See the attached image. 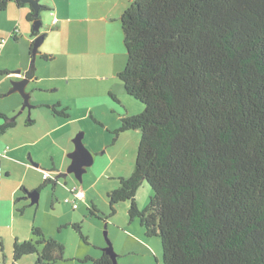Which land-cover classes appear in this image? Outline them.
Returning a JSON list of instances; mask_svg holds the SVG:
<instances>
[{
    "label": "trees",
    "instance_id": "obj_1",
    "mask_svg": "<svg viewBox=\"0 0 264 264\" xmlns=\"http://www.w3.org/2000/svg\"><path fill=\"white\" fill-rule=\"evenodd\" d=\"M11 2L33 22L20 0H0V14ZM120 22L118 78L144 110L121 119L119 132L141 138L133 173L107 194L111 215L129 202L145 234L160 238L163 264H264V0H133ZM24 76L36 80L35 67ZM60 107L49 108L69 119ZM0 121V135L15 124L3 113ZM144 182L153 194L140 211ZM31 235L14 242L12 264L63 258L64 246L40 228ZM91 261L112 264L105 253Z\"/></svg>",
    "mask_w": 264,
    "mask_h": 264
},
{
    "label": "rangeland",
    "instance_id": "obj_2",
    "mask_svg": "<svg viewBox=\"0 0 264 264\" xmlns=\"http://www.w3.org/2000/svg\"><path fill=\"white\" fill-rule=\"evenodd\" d=\"M113 1L56 0L57 5L59 4V11L64 12L68 18L75 17L72 14L75 11L85 15L87 12H93L99 8L101 4L105 6L116 5V0ZM119 4L120 0L118 1ZM26 9L29 11L28 7ZM39 16L42 21L40 33L44 34L46 31L48 37L45 38L46 40L39 47L38 52L43 54L51 52V54H55L56 60L46 61L41 60L40 55L36 56L34 63L36 80L30 81L26 87V93L30 94L29 102L32 106L30 114L25 109L23 113L18 115L23 104V98L19 93L0 98V110H4L9 119L15 118L16 122L15 127L0 135L2 145L6 147L14 144L13 142L23 138L21 135L26 136L28 130L31 134L24 138L35 143L47 128L52 129L47 116L51 119L56 117L57 121L65 125L59 128L51 138H55L56 144L61 142V139L64 140L63 138H66V141L69 138L70 149L74 151V140L79 137L85 149L92 156L93 162L84 168L85 172L82 174L81 181L77 180L73 174L59 177V174L57 175L58 170L56 171L53 167L54 164L58 166L62 158L59 149L56 147L58 145L53 146L49 137L37 142V145L32 147L34 157L42 165L36 161L34 163L41 166L42 170L49 172L52 175V180L58 177L60 185L56 187L55 192L53 183L44 185L42 179L36 180V182L34 180L35 187L40 188L37 204L31 206L29 200L27 204H25V200H19L15 203V207L10 202L9 206L5 207V203H1L0 224L4 223V229H0V264L13 263L14 242L23 243L32 239L31 228L33 227L41 228L47 238H51L64 246L63 258L53 264H92L91 259L95 260L104 253L107 241L111 242L113 246L118 257V264H163L160 238L157 236L148 237L145 234L139 217H131L128 214L129 202L118 203L115 208L116 213L111 215L107 198L108 193L118 188L120 179H127L133 173L141 138L139 130L119 132L122 124L121 119L126 116L139 115L144 107L124 92L119 78H110L105 82L103 80L99 84L92 82L93 80L81 82L84 91L87 90L85 94L90 97L88 100V102L90 101V110L85 115L84 109L74 107V100L66 101V104L73 107L72 114H70L72 123L68 122L70 118L66 120L55 116L49 107L47 109L37 107L38 104H43L45 101L49 103L64 100L72 83L68 85L63 77L67 75L70 77L77 73L72 64L74 55L66 58L67 53L70 52L67 37L65 35L64 37H55V34L52 35L55 30L49 31L51 17L47 10L40 12ZM24 23L26 27L29 26L32 30V23L29 24L25 18ZM69 31L70 28H67L65 32ZM0 38V44L3 45L4 43L1 41L5 39L4 37ZM14 45L16 46L15 51L9 56H4L5 58L1 59L0 62L5 61L13 72L17 70L16 61L23 58L27 62L26 69L28 70L31 63L28 56L29 47L22 40ZM17 55L19 56L16 57ZM12 81L19 80L8 79V87H4V95L10 90ZM62 108L60 107L58 110ZM83 116L85 117L83 118ZM29 120L35 124L27 126L26 121ZM56 120L54 124H57ZM0 123L2 124L1 121ZM26 126L28 128H25ZM30 152L26 155L27 160H29ZM70 164L71 160L67 157L66 169L61 171L58 168L60 173L64 172L66 175ZM15 167H17L16 171L19 176L24 177L23 168L19 165ZM2 170L1 167L0 179L4 176ZM14 178L13 176L7 178L5 182L14 181ZM28 181L32 182V174L27 176L26 184L34 186V184L30 185L31 183ZM76 182L81 185L85 193L88 190V193L85 197L86 201L79 204V209L72 210L71 205L64 201L68 198L67 188L77 184ZM64 185L67 187H63ZM33 190L36 189L27 191L31 193ZM152 194L153 192L146 182L139 187L136 193V204L140 211L148 206ZM21 196H25L24 191H21ZM57 197L59 201L56 200ZM93 206L96 209L94 216L90 214V209ZM11 212L15 215L14 223L10 217ZM75 224L80 225V231L87 242H84L80 233L73 228ZM35 261L36 255L30 254L23 256L17 264H35Z\"/></svg>",
    "mask_w": 264,
    "mask_h": 264
},
{
    "label": "crops",
    "instance_id": "obj_3",
    "mask_svg": "<svg viewBox=\"0 0 264 264\" xmlns=\"http://www.w3.org/2000/svg\"><path fill=\"white\" fill-rule=\"evenodd\" d=\"M38 1L41 3L42 6H46L47 9H49L47 10L49 12V16L51 17L49 31L55 30V32L52 33V35L55 34V37L56 36L64 37L65 35L67 37L69 41L68 49L70 52L67 53L66 58H69L68 56L74 55V60L72 64H73V68L75 67L74 70L77 73L70 77L68 75L63 77V79L66 80V83L68 85L72 83V86L66 92V96L64 97V100L61 99L58 100L57 102L53 101L49 103L45 101L43 104H38L37 107L39 108L45 107L47 109L48 107H52L53 105H60L63 108L64 107L68 108L70 110V114H72L73 107L70 104H66V101L70 99V100H74V107L76 109L79 108L84 109L86 115L88 110H90L89 107L90 101L88 102V100H90V97L87 94H85L87 93V90L84 91V86L82 85L81 82H88L93 80L92 82H97L99 84L103 80L105 82L107 79L110 78H118V74L123 70L125 66L126 54L123 46L124 35L121 27L120 18L123 12L131 5L133 0H120L119 5H118L119 0H116V5L114 4L112 6H105L101 4L99 8H96L93 12H87L85 15H82L81 12L75 11L72 13L73 15H75V17H69V18L65 16L64 12L59 11L58 9L59 4L57 5L56 0H38ZM27 13L28 10L26 9V7L19 8L15 3L11 2L8 5L7 9L0 14V37H4V39H6V42L2 45V47H0L1 48L0 61H2L1 59L5 58L4 56H9L11 55V53L15 51L16 46L14 44L18 43L19 40L24 41L29 48L31 43L34 41V37H32L31 35L32 30H30L29 26L26 27L24 23V18L27 21L26 19ZM50 13H52L53 15H50ZM53 17L56 18L57 20V23L55 25L52 24ZM27 22L31 24V22L29 21ZM66 24H68L69 26H67ZM67 28H70L69 32H65ZM16 29H18V33L16 34L15 37H12L11 34ZM44 34L46 35L45 38H47L48 34L46 31L44 32ZM7 36L8 38H6ZM72 51H76V52H72ZM39 55L41 60H43L41 55H50L52 57L51 60L53 61L56 60L55 54H51V52H45L44 54L38 53L37 56ZM18 56L19 55H17L16 57ZM28 56L30 59V50L28 52ZM16 65H17L16 66L17 70L12 72L10 70V66L5 61L0 62V71L10 72L6 76L5 75L0 76V98L6 97L3 93H5L4 87H8L7 85L8 79H14L19 81L22 80V79L9 78L8 76L13 73L24 74L25 71L27 70L26 69L27 62L23 58H19L16 61ZM2 77L3 78L5 77V79H3ZM71 94H73V96H71ZM0 112L7 115L4 110H0ZM84 117L85 116H83V118ZM54 118L55 119H51L50 117L47 116V119L49 120V125H51L50 127L52 129L47 128L45 132L35 141V143H31L27 141L26 138H24L31 134L29 130L26 131L27 132L26 136L21 135V137L23 138L20 139L19 141L13 142L14 144H11L10 146L4 147L0 139V169L2 167L3 169L2 172L4 175L0 179V205L2 202H4L5 207H8L10 202V204H13L15 207V203L19 200H25V204H27V201L29 200L27 197L29 191L27 190H31V189H36L33 191L40 190V188L37 189L35 187L36 185L35 182L36 180L40 181V179H42L44 183L45 181L44 172L47 171L42 170L40 168L41 166L34 163V161L39 162V160L34 157V152L32 153L31 149L32 147H35L37 145V142H40L43 139L49 137L51 138V136H53L55 132L58 131L59 128H62L65 125L60 123V121H57L56 117ZM55 120L57 121V124H54ZM68 122L72 123V118H70V121ZM14 123H15L14 124L15 127L16 122L14 121ZM26 124L27 126H30V125H34L35 123L30 122L29 120L26 121ZM66 125H68V123H66ZM27 126L25 128H28ZM69 137L71 136L69 135ZM63 139L64 140L61 139V142H58V144H56L55 138H51V142H50L53 146L58 145L56 147L59 149L60 154L62 156L60 160V164L58 166L54 164L53 166L56 169V171L58 170L57 175L59 174L58 176L60 177L61 176L66 177L67 175H69V174L64 175L65 174L64 172L60 173V170L64 171L66 169L65 168L66 158L70 153L73 152L70 149L69 138L67 141L66 138ZM28 152H30L29 160H27L26 158ZM30 160L34 163L33 165L30 163ZM16 165H19L23 168L24 177L19 176L18 172L16 171L17 169V167H15ZM40 165L42 164L40 163ZM12 171H14V173H12ZM29 174H32V182L31 181L28 182L31 183L30 185L34 184V186H29L28 184H26L27 176ZM12 176L15 177L13 179L14 181L5 182V179L10 178ZM49 179L52 180L51 174ZM52 181H55V183H53V189L56 192V187L60 185L58 177H55V179ZM76 185L78 186V188L84 191L80 184L77 183ZM63 187H67V186L64 185ZM70 188L69 187L67 188L68 198L72 197L71 192L69 190ZM21 191H24L25 196H21ZM87 193L88 190L86 191V193L84 191L85 197ZM85 197L82 201L78 203L77 209H79V204H82L84 201H86ZM56 200L59 201V198L57 197ZM10 217L12 218V221L14 223L15 215L13 212L10 213ZM0 229L1 230L4 229L3 222L0 224Z\"/></svg>",
    "mask_w": 264,
    "mask_h": 264
},
{
    "label": "water",
    "instance_id": "obj_4",
    "mask_svg": "<svg viewBox=\"0 0 264 264\" xmlns=\"http://www.w3.org/2000/svg\"><path fill=\"white\" fill-rule=\"evenodd\" d=\"M20 2L26 5H29L33 10L32 30L37 35L34 38L32 48L30 50V59H31V65L34 67L36 56L38 55V49L45 40V34L40 33V30L42 27V21L39 16L40 12L44 10H42V5L38 0H20ZM29 83H30V80L26 78H23L20 81H12L11 82L12 87L5 95V96H10L11 94L19 93L22 96L23 104H22V107L18 115L23 113L25 109H27L30 114V111L32 109V106L30 105V102H29L30 94L26 93V87ZM10 120L14 122L15 118H11ZM74 143H75L74 151L68 155V158L71 160V164L69 168L67 169V174H73L77 180L81 181L82 174L85 172L84 168L92 164L93 158L90 155V153L85 149L79 137H77V139L74 140ZM30 163L32 165L34 164L31 160H30ZM27 197L30 200V204L35 205L38 203L39 191H33L31 193L28 192ZM104 253L107 256H109V258L112 261V264H118V261H117L118 257L116 253L114 252L111 242L107 241V246L104 250Z\"/></svg>",
    "mask_w": 264,
    "mask_h": 264
},
{
    "label": "built area",
    "instance_id": "obj_5",
    "mask_svg": "<svg viewBox=\"0 0 264 264\" xmlns=\"http://www.w3.org/2000/svg\"><path fill=\"white\" fill-rule=\"evenodd\" d=\"M56 23H57L56 18H53L52 24L55 25ZM17 33H18V29L14 30L13 33L11 34L12 37H15ZM2 41H1V43H5L6 39L2 40ZM0 46H2V44H0ZM8 77L9 78H15V79L24 78V76L21 73H13V74L9 75ZM49 178H50V174L48 172H44V179L48 180ZM70 192H71L72 197L66 198L64 202L67 204H70L71 208L73 210H75L78 208V203L84 199V192L82 191V189L78 188V186H76V185L71 187Z\"/></svg>",
    "mask_w": 264,
    "mask_h": 264
},
{
    "label": "clouds",
    "instance_id": "obj_6",
    "mask_svg": "<svg viewBox=\"0 0 264 264\" xmlns=\"http://www.w3.org/2000/svg\"><path fill=\"white\" fill-rule=\"evenodd\" d=\"M50 15H53V14L50 13ZM53 18H54V17H53ZM52 20H53V19H52ZM53 25H54V24H53ZM21 74H22V73H21ZM22 75L24 76V74H22ZM24 78H25V76H24ZM22 79H23V78H22ZM49 180H51V179H49ZM75 185H76V184H75ZM75 185H74V186H75ZM76 186H77V185H76ZM70 189H71V188H70ZM70 189H69V190H70ZM83 192H84V191H83ZM84 197H85V196H84ZM75 210H76V209H75Z\"/></svg>",
    "mask_w": 264,
    "mask_h": 264
}]
</instances>
